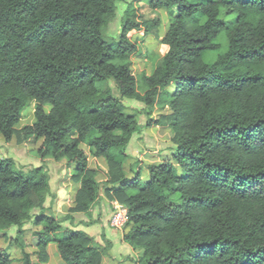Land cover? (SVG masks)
<instances>
[{"label": "trees", "instance_id": "16d2710c", "mask_svg": "<svg viewBox=\"0 0 264 264\" xmlns=\"http://www.w3.org/2000/svg\"><path fill=\"white\" fill-rule=\"evenodd\" d=\"M118 1L0 0V136L40 138L42 156L75 165L74 211H89L100 198L86 149L106 158L108 193L128 208L124 237L141 249L142 264H264V0H148L172 14L168 50L143 76L144 93L129 38L142 24L126 20L116 42L105 37ZM160 21L146 20V32ZM124 98L142 100L147 114L168 107L146 124L174 129L172 154L148 163L144 185L140 171L128 178L116 159L142 125ZM32 101L35 121L18 128ZM50 191L42 166L24 174L0 157V231L22 232L32 221L43 225L42 261L53 240L67 264H102L89 235H60L62 220L43 207ZM0 264H13L7 250L0 249ZM21 264H34L30 252Z\"/></svg>", "mask_w": 264, "mask_h": 264}, {"label": "rangeland", "instance_id": "374dc122", "mask_svg": "<svg viewBox=\"0 0 264 264\" xmlns=\"http://www.w3.org/2000/svg\"><path fill=\"white\" fill-rule=\"evenodd\" d=\"M171 14L172 11L166 8H151L148 5V0H120L117 3L115 15L105 28V37L109 41L116 42L126 20L142 24L139 28L129 32V38L137 46L136 51L131 55V60L133 72L139 82L138 89L142 93L145 90L142 86L143 76L150 75L154 71L168 50V45L164 43L163 38L169 28ZM157 17H160L161 21L156 31L147 33L144 22ZM213 57V52L205 53L206 59L209 60ZM110 85L113 86L115 93H119L113 84ZM170 91H173V88ZM124 102L127 106L126 112L136 115L142 125L139 131L134 134V138L128 146L127 155H119L116 159L122 163L128 178L137 177L138 171H140L141 184L144 185L149 180L148 163L164 160L170 156L175 147L174 129L169 122L167 124L157 122L146 124L148 118L159 119L160 112L167 113V107H163L161 104L156 105L152 112L147 114V107L142 100L124 98ZM35 111L36 104L32 101L23 108L22 119L17 127L35 121ZM42 147L43 140L34 136L24 141H21L17 135H14L9 141L4 136H0V157L12 158L16 163V168L22 170L24 174L38 166H42L48 174L51 191L48 193L43 207L46 213L54 214L62 220L60 235L62 232L71 230H79L89 235L94 245L103 252L102 264H105L106 261L112 262L110 264H142L138 252L132 253L129 244L123 240V235L128 227L117 229L110 224V217L118 200L112 197L111 192L108 193L107 187L111 185L107 181L108 160L104 157H95L86 149L89 165L96 170L97 179L101 183L100 198L89 211H74L72 207L75 206V193L79 188V182L73 178L75 165H70L66 157L57 160L53 157L42 156ZM84 147L86 148V146ZM136 189V187H131L130 192H135ZM173 200L178 201L179 198L175 196ZM40 211L41 206H38L32 210V213L38 214ZM41 230H43V225H37L32 221L23 226L22 232H19L17 226L2 230L0 231V249L7 250L13 258V264H21L25 252L32 254L34 264H67L61 258L57 243L53 240H50L47 246L48 260L40 259L37 243L38 232ZM107 235L113 238V241L107 239ZM52 236L51 234V238ZM130 253L132 255L128 259Z\"/></svg>", "mask_w": 264, "mask_h": 264}, {"label": "built area", "instance_id": "2783aa9c", "mask_svg": "<svg viewBox=\"0 0 264 264\" xmlns=\"http://www.w3.org/2000/svg\"><path fill=\"white\" fill-rule=\"evenodd\" d=\"M128 221V208L125 204L116 201L113 213L110 217V224L117 229H125Z\"/></svg>", "mask_w": 264, "mask_h": 264}, {"label": "crops", "instance_id": "0c3cea01", "mask_svg": "<svg viewBox=\"0 0 264 264\" xmlns=\"http://www.w3.org/2000/svg\"><path fill=\"white\" fill-rule=\"evenodd\" d=\"M168 108V107H167ZM160 113H163V112H160ZM139 120V119H138ZM134 138V137H133ZM171 154H172V151H171ZM170 154V155H171ZM168 157V156H167ZM105 196V195H104ZM106 198H107V196H105ZM104 197V198H105ZM107 239H111L112 241H113V238H110L108 235H107ZM123 240L126 242V243H128L129 244V246L131 247V252L132 253H137L138 252V255H141V253H142V251H141V249H138V248H135V247H133L126 239H125V237H124V235H123ZM112 243H114V242H112ZM132 253H130L129 255H128V259H130V256L132 255ZM114 257H116V256H114ZM140 257V256H139ZM110 263H112V262H110ZM109 262H107L106 261V263L105 264H110Z\"/></svg>", "mask_w": 264, "mask_h": 264}]
</instances>
